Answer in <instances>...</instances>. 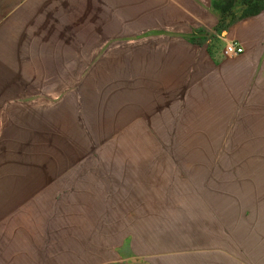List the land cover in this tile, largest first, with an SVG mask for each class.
Masks as SVG:
<instances>
[{"label": "rangeland", "instance_id": "obj_1", "mask_svg": "<svg viewBox=\"0 0 264 264\" xmlns=\"http://www.w3.org/2000/svg\"><path fill=\"white\" fill-rule=\"evenodd\" d=\"M257 1L242 18L235 0L223 28L193 43L212 58L194 71L131 55L29 61V77H0V264H221L236 236L264 228ZM231 38L242 56L223 57ZM89 89L112 92L106 124Z\"/></svg>", "mask_w": 264, "mask_h": 264}, {"label": "crops", "instance_id": "obj_2", "mask_svg": "<svg viewBox=\"0 0 264 264\" xmlns=\"http://www.w3.org/2000/svg\"><path fill=\"white\" fill-rule=\"evenodd\" d=\"M219 1L0 0V77H29V61L59 65L132 56L164 61L162 70L168 74L171 61L191 62L187 69L194 71L195 61L212 59L190 50L218 24ZM134 41L145 46L125 52L124 47ZM229 42L245 51L243 43L233 38ZM149 45L159 47L146 51ZM111 93L101 89L86 93L98 125L106 124L102 118L109 113ZM243 236L240 243L235 237L232 254L228 251L221 264H264V228H248Z\"/></svg>", "mask_w": 264, "mask_h": 264}, {"label": "trees", "instance_id": "obj_3", "mask_svg": "<svg viewBox=\"0 0 264 264\" xmlns=\"http://www.w3.org/2000/svg\"><path fill=\"white\" fill-rule=\"evenodd\" d=\"M234 4L235 0H227L221 4L215 5L221 17V19H219V28H223L226 17H229V13L232 11ZM240 4L243 6L242 18L257 16L261 11L260 2L257 0H240Z\"/></svg>", "mask_w": 264, "mask_h": 264}, {"label": "built area", "instance_id": "obj_4", "mask_svg": "<svg viewBox=\"0 0 264 264\" xmlns=\"http://www.w3.org/2000/svg\"><path fill=\"white\" fill-rule=\"evenodd\" d=\"M243 53H244L243 47H241L240 45L234 42H229L228 44H226L222 51L223 57L225 58L239 57Z\"/></svg>", "mask_w": 264, "mask_h": 264}]
</instances>
